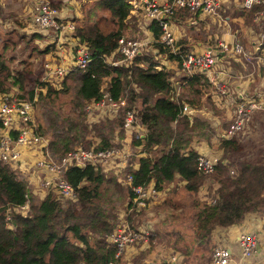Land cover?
Here are the masks:
<instances>
[{"label":"trees","instance_id":"16d2710c","mask_svg":"<svg viewBox=\"0 0 264 264\" xmlns=\"http://www.w3.org/2000/svg\"><path fill=\"white\" fill-rule=\"evenodd\" d=\"M96 6L107 11L111 18L112 27L108 31H101L96 23L79 26L71 19L75 28L70 36H78L76 41L85 42L90 52L91 60L86 68L72 69L60 76L59 80L62 82L59 89L47 80H44L43 87L39 86L38 101L46 104L45 112L50 109L54 111L48 130L57 128L55 124L59 120L62 131V137L51 135L48 148L55 151L63 144L64 150L60 151L62 153L76 144L83 143L85 147L90 145L84 135V122L80 120L77 125L73 122L69 126L70 114L61 119L58 117L66 107L53 105L57 92H67L63 80L71 79L75 82L69 101L71 108H68L71 111L84 101L100 99V87L113 99L123 98V108L133 109L144 128L143 136L136 137L132 143L141 145L140 150L145 153L138 158V167L128 170L133 176L132 184L152 183L155 190L161 191L168 184L181 182L182 189L187 194L201 193L200 199L194 197L189 202L193 209L189 226L190 243L199 250L210 252L213 247L210 232L213 228L238 224L246 213L264 214V165L256 163L263 152L264 140L246 141L253 134H242L243 130L238 131L228 139H221L219 148L222 149V156L217 159L213 172L203 174L197 171L198 153L193 145L201 140H209L214 126L213 120L216 121L222 115L219 114V108H214L215 105L212 104V90H209L208 96L200 97L199 85L204 83L201 77H194L195 73L187 78L179 70V54L191 50L189 42L186 38L177 41L175 47L178 48L175 52L171 49H158L166 58L175 60V69L162 63L158 65L152 56L145 60L144 67V62L137 59L126 67L108 65L105 56L116 47V39L120 35L128 4L126 0H96ZM257 9L252 7L238 12L243 19V25L252 24L251 17ZM208 20L204 16L198 22L205 28L209 26ZM211 28L210 32L214 33L218 32L219 26ZM150 30L157 38L159 30L156 23L150 25ZM4 47L5 45L1 49ZM47 50V45L42 49H34L36 54H44ZM29 61H22V65H26L20 69L15 68L14 72L10 70L8 59L0 52V94L10 91L14 86L23 88V73L27 72L25 69L30 66ZM157 65L159 69L156 68ZM184 79H192V96L203 103L207 110L205 114L191 117L181 115V100L194 104V99L181 93L178 94V100L170 98L176 88L174 82L180 83ZM101 81L107 83L103 85ZM209 109L212 112H208ZM258 111L253 113V119L250 120V123L253 122L252 129H256L258 123L263 124L256 118ZM119 124L120 117H116L96 126L99 138L103 133L107 136L103 141L101 139L96 148L109 146L108 140L112 139ZM73 125L75 127L71 128ZM153 146H157V150H153ZM154 151L159 153L155 156ZM230 171L232 174H229ZM64 177L75 187L74 200L59 199L50 193L40 198L26 188V184L16 177L8 165L0 162V264H148L144 262V256L150 252L149 248L123 260L121 256L114 258V245L104 240L116 226L113 200L129 205L132 196L130 188L121 183L114 174L94 170L90 165L83 168L67 167ZM26 194L29 195L26 214L22 216L13 213V229L7 228L3 219L4 210L7 206L21 204ZM160 206L156 205V209ZM154 225L148 247L153 246L155 240L164 242L170 251H179L188 261L185 247L177 243V240L181 242L185 239L178 228L164 230ZM202 257L193 258L199 261Z\"/></svg>","mask_w":264,"mask_h":264},{"label":"built area","instance_id":"2783aa9c","mask_svg":"<svg viewBox=\"0 0 264 264\" xmlns=\"http://www.w3.org/2000/svg\"><path fill=\"white\" fill-rule=\"evenodd\" d=\"M220 3L221 0H127V4L133 13L136 10L142 12L141 18L146 24L152 20L156 22L159 30L158 38L154 39L156 53H160L159 48L171 49L173 52L178 48L175 47L174 31L171 30L173 29V21L177 17L184 18V21L190 26L196 25L204 16H207L209 21L215 18L219 19V11H222ZM240 5L243 9L258 8L251 18V21L260 28L254 33L253 48L258 54L257 58L261 60L264 66V0H241ZM64 12V7L56 8L49 0H37L34 11L30 13L29 21L35 29H49L57 36L61 35L64 41L73 33L75 28V24L65 17ZM146 43L145 40L138 37H129L127 34L121 35L117 38L115 49L105 59V62L111 66L122 63L130 64L135 57L144 52L151 54V52L144 50ZM71 50L73 55L71 54L69 62L64 60L54 62L53 59H46L42 64L44 73L40 79L48 80L52 76L65 75L73 68H85L91 60L87 44L76 41ZM116 54L119 55V58L113 59V55ZM227 57L236 60L240 57L248 58L238 40L228 43L222 39L208 36L199 45L197 51L191 49L179 54V70L187 78L195 73L203 74L207 84L213 88L217 96L227 99L230 98L228 69L216 67ZM158 65L160 64L158 63ZM158 65L156 68L159 69ZM185 80L180 83L174 82L176 88L170 97L171 99L178 100V94L181 93ZM100 90L102 92L101 98L90 100L85 108L99 110L107 108L109 116L120 117V124L114 130L110 140L112 144L107 147L96 148V146H91V141L86 138L90 142L88 147L76 144L61 155L53 153L54 151L48 148L49 135H40L37 132V126L33 122V99L35 100V95L30 100L19 93L6 92L0 94V162L8 165L29 186L39 188L43 192L51 191L59 199L72 200L76 197V191L75 187L71 186L64 177L67 167L83 168L90 165L94 170L109 173L125 166L126 168L120 173L121 182L132 191L127 212L139 213L144 210L143 208L149 202L156 199L158 193L163 191L155 190L152 183L132 184L133 176L128 172L129 169L135 170L138 167V158L145 154L140 150L141 145L132 144L136 137L143 136L144 128L140 125L139 118L133 109L123 108V98L113 99L103 87ZM180 103L181 115L191 117L200 112L199 109L183 100ZM229 105L233 115L227 121L225 120L226 122L220 126L219 130L215 127L217 124L214 126L212 135L214 142L218 143L221 142V139H228L238 131L248 127L253 113L263 109L264 103L258 102L246 94L238 93L233 104ZM217 131H219L218 134ZM130 148L133 150L129 152ZM152 148L157 150V146ZM131 152L132 156L130 157ZM217 159L219 156L210 149L208 153L198 152L196 170L203 174L213 172ZM128 160H130L129 163ZM108 169L111 170L107 171ZM229 174L232 172L230 171ZM24 198L22 204L14 205L10 209L8 206L6 207L4 220L7 228L13 229L10 210L25 215L28 199L26 195ZM150 235L151 231L147 226L135 228L128 223H122L117 224L105 238L109 244L114 245V258H118L128 247L143 249L148 244ZM256 241L257 237L252 233L237 234L236 242L241 258L248 259L251 257ZM230 261L229 249L216 245L210 253L208 264H229ZM108 264L115 263L108 262ZM152 264H181V257L178 252L172 251L167 257Z\"/></svg>","mask_w":264,"mask_h":264},{"label":"rangeland","instance_id":"374dc122","mask_svg":"<svg viewBox=\"0 0 264 264\" xmlns=\"http://www.w3.org/2000/svg\"><path fill=\"white\" fill-rule=\"evenodd\" d=\"M51 2V4L53 6H55L56 8H62L65 6L66 3H69L72 7V10H74V14H76V12H78L79 17L78 18H73V20L75 21L76 25L79 26H83L84 24H93L96 23V25L98 26V28L105 32L108 31L111 27H112V22H111V18L108 14L107 11L99 8L96 6V0H73V1H68V0H49ZM17 7V2L16 0H5V11L9 10L11 12L14 13H19V10H16L15 8ZM22 7V5L20 6V8ZM65 12H68V9L66 8ZM0 13H2L0 11ZM136 15H142V12L140 10H136L134 12ZM23 13H19V15H22ZM68 14L71 16V14L68 12ZM11 19H13L14 17L10 16ZM21 17V16H19ZM29 17L24 18L26 19L25 23H21L19 24L18 22H16L14 19V21L17 24H6L3 25L2 23L0 24V27L2 29V32H0V52H2V55L4 58H7L10 64V70L15 72V68H23L26 64L22 65V61L24 63L27 62V60H30L28 63L30 64V66L28 68H26L25 70L27 72L23 73V88L19 89V87L14 86L13 88L10 89L9 92H14V93H19V94H23L25 97L29 98L30 100L33 99V96L35 95V100L33 99V122L34 125L37 126V132L40 135H58L62 137V131L60 130V126H59V120L56 121L55 124V129H51L48 130V126L51 125L53 117H54V111L53 109H50L49 111L45 110L47 109V107L45 106V103H40L38 101V95H39V86L43 87L42 84L44 81V79H40V77L43 75L44 71L42 68V63L46 60V59H50L52 57H57L58 55L64 54V48L63 46L61 47V49H58L56 52H58L57 54H55L54 52H52L53 47L48 46L49 50L47 52V54H36L34 49L35 47L37 48H44L47 44H50V38L47 34H45V36L40 35L39 32H34L31 33L32 31H34L33 28H31L27 23ZM230 22V21H229ZM228 22V24H229ZM20 25V26H19ZM20 27L22 29H20ZM129 27H130V23L127 21L126 23V29L129 32ZM229 27H231V25L229 24ZM6 32H8V34H6ZM31 36V37H29ZM42 37V38H41ZM60 37L62 38V36L60 35ZM241 40L244 41L241 37ZM244 43V42H243ZM5 45L4 49L2 50V46ZM244 45L247 47L246 50H248L250 52L249 49V44L244 43ZM71 47H68V50H70V52L67 54H72L73 52L71 50ZM246 53V52H245ZM250 58L251 62L249 65L250 71L253 73V70L256 68L255 65V61L254 58H252L251 55H249L248 53H246ZM151 56L153 57L154 54H149L148 52H144L141 55H138L136 58L137 60H141L143 61V67L145 64V60ZM117 59V58H115ZM133 59V60H134ZM52 60V59H51ZM56 62L59 61H63V59H57L55 60ZM246 61H249V58L246 59ZM22 65V66H21ZM129 63H122L121 65H117L118 67H126L129 66ZM220 66H225V65H221L219 64L218 67ZM244 67L241 68H236L235 72L237 74H240L238 72H241ZM263 71H264V66L262 67ZM246 72V70H244ZM248 72V73H249ZM247 73V74H248ZM231 74V72H230ZM233 74V72H232ZM242 75V74H240ZM243 76V75H242ZM232 77V75H231ZM60 76L59 77H50L48 78L47 81L51 82L52 84H54V86L59 89L60 85H61V80ZM64 81V86L67 89L66 93H59L57 92L54 101H53V105L55 107L57 106H61L62 108L66 107V110H64L61 114H59V119H61L62 117L70 114L71 115V121L69 123V126H71L73 124V122L75 123V125H77V123L82 120L84 122V129H85V137L91 141V146H97L99 143H101V139L102 141L104 139L107 138L106 134L103 133V136L101 138H99L97 136L98 131L96 127L97 125H101V123L103 122H108L110 121L112 118L108 115L107 112V108H104L102 110L96 109V108H92V109H86L85 106L86 104L89 103V101H84L81 105H78L77 107H75V110L71 111L68 108H71L69 101L71 100L72 97V92H73V88L75 85V82L72 81L71 79L67 80H63ZM235 81H239V80H235ZM107 83L106 81H101V84H105ZM242 90V89H240ZM244 90L247 91L246 94H250V95H254L255 93L261 92L262 90H264V79L263 77H259V78H255L254 80H249L247 79V81L244 84ZM207 94L210 93V91L208 89H206L205 91ZM212 96H214V92H212ZM228 93L231 95H234L237 93V91H231L228 88ZM31 94V95H30ZM245 95V93H244ZM188 98H193L194 99V104H196L198 101L195 97H193L191 94L190 95H186ZM249 96V95H248ZM251 97V96H250ZM253 98L259 102V94L253 96ZM223 100V97H222ZM218 101H220V99H218ZM262 108H264V105H262ZM221 114L222 117L218 118V123L215 126L218 130L220 129V126H222L227 119H229L230 117H232L233 115V111L227 110L225 108H223L222 106L218 109ZM43 112H45L43 114ZM81 116V118L79 116ZM259 115V114H257ZM253 119V118H252ZM255 119V118H254ZM259 119L261 120L262 123H258V127L256 129H252L250 127L251 123L249 124L248 127H246L243 131L242 134H247V133H252L253 137L252 138H248L245 139L246 141H255L257 142L259 139H261L262 141L264 140V111L262 112V115L259 116ZM226 120V121H225ZM75 125H73L71 128H74ZM43 130V132L41 131ZM219 133V131H217V134ZM131 140V139H130ZM109 145L112 144L111 141H109ZM82 145H84L83 143H81ZM205 143L202 144L201 147L204 146ZM262 145V143L260 144V146ZM209 147L214 150L215 148L218 150L217 151V156H222V150H220V148L217 145V142L212 143L211 145H209ZM141 148V147H140ZM264 148V145H262V149ZM153 150H155L154 148H152ZM64 150V145H60L58 146V148L53 152V153H57ZM133 149H129V152L132 151ZM136 150V149H135ZM159 153V151H154L155 156ZM58 155H61L60 153H57ZM130 157L132 156V152L129 154ZM247 158V155L245 156V159ZM253 156H251L250 159H252ZM258 158V157H257ZM256 158V159H257ZM130 160H128L129 163ZM257 164L260 165H264V149L263 152L260 154L259 158L256 160ZM125 166L120 167V169H117V171H119L117 174L121 177V174L123 172V169H125ZM111 169H108L107 171H109ZM112 173V172H110ZM113 174V173H112ZM116 176V175H115ZM19 178V177H17ZM29 191H31V188L28 187ZM48 193V191L46 192ZM29 196V195H28ZM36 196V195H35ZM197 197L198 199H200L201 197V193H196V195H192V194H187L186 192L183 191L182 189V183L181 182H177L174 184H168L164 190L161 193H158V196L156 197V199L154 201L149 202L143 209V211H141L138 217L135 218L134 221H132V225L133 227H143V226H147L149 227L152 223H154V226H158L161 229L164 230H169L171 227H177L178 230L180 231V233L185 237V239H183L181 242L179 240H177V243L182 245L185 247V250L188 252L190 249L192 248H197L199 249L196 245L193 246L190 243V229L189 226L191 225V212H192V208L189 205V202L192 200V198ZM164 202V203H163ZM163 203V204H162ZM126 205L125 202H120L118 200H113V211L116 213H120L123 209L124 206ZM156 205H161L159 208L156 209ZM176 207H178L176 209ZM251 213V212H250ZM146 216L147 219L144 222H142V217ZM139 220V221H138ZM143 223V224H142ZM168 244V241L166 242ZM149 248L150 252L144 256L145 257V261L148 264H152L159 258H161L159 255H157V252H161V251H167V247L166 244L164 242H160L158 240L154 241V245L151 247H147ZM137 248L131 249V252H134V250H136ZM183 249V251H185ZM169 251V250H168ZM167 251V252H168ZM175 251V250H174ZM178 253H180L179 251H176ZM181 254V253H180ZM184 255V254H182ZM181 255V257L184 259L185 257H183ZM134 255H131L130 257H132ZM128 257V258H130ZM160 260V259H159Z\"/></svg>","mask_w":264,"mask_h":264},{"label":"crops","instance_id":"0c3cea01","mask_svg":"<svg viewBox=\"0 0 264 264\" xmlns=\"http://www.w3.org/2000/svg\"><path fill=\"white\" fill-rule=\"evenodd\" d=\"M68 1H73V0H68ZM240 1L241 0H221L220 7H221L222 11L221 12L219 11V14H220L219 19L215 18L212 21L208 20V25H209L208 27L204 28L202 26V24L197 22L196 27L193 28V26H190L189 24H187L184 21V18L177 17L173 21V24H172L173 29H171L174 31L176 43H177V41L179 42L182 39L186 38L187 41L189 42L190 48L193 51H197L199 45H201V43L204 42L206 40V38L209 36L210 38L215 37L218 39H222L228 43H232L234 40H238L242 46L244 53L246 52L249 55H251L252 58H254L256 68L253 70V73L249 72L250 71L249 65L251 62V60H250L251 57H249L246 53L245 54L248 56L249 61H246L247 58H245V57H240L237 60L235 58H232V57H227V58H224V60H222V62L220 63L221 65H225L223 67L220 66L221 68L228 69L229 89L233 92L237 91V93L234 95L229 94L230 98H227V99L224 98L222 100V97L217 96V94L215 93L213 88L207 84V80L203 74H195L194 75V77L197 75L200 76L201 79L204 81L203 84L199 85V88H201L200 89V97L204 98L210 94V93L207 94L205 92L206 89L212 90V92H214V96H212V104L215 105L214 108H216V107L220 108L222 106L223 108L230 110V111H231V106L229 104H233L237 94L238 93H242V94L247 93V91L244 90V84L247 81V79L254 80L255 78H259V77H263V79H264V71L262 68L263 64H262L261 60L257 58L258 54L256 53L255 49L253 48V43L255 42L254 33L256 31H259L260 28L255 23H252L249 25H243V19L238 14V12L241 9H243L240 5ZM16 2H17V7L15 9L19 10V13H23L22 15H19V13L11 12L9 10L5 11V9H4L5 8V0H0V11L2 12V13H0V24L1 23L3 25L12 24V23L17 24L16 22L21 24V23L26 22V19H24V18L29 17L27 20V23H26V24H28V21L30 19V13H32L34 11L35 5L37 4V0H16ZM21 5H22V7L20 8ZM66 8L68 9V12L71 14V16H70L68 14V12H64V15L67 19H73V18L79 17L78 12H76V14H74L75 9L72 10V7L69 3L65 4V10H66ZM234 12H236V14L233 16ZM10 16L14 17L13 19L16 22L13 19H11ZM19 16H21V17H19ZM141 17H142V15L139 16V15H136L135 13H133L131 11L130 6L128 5L127 14L122 21L120 30H122V32L124 34H127L129 37H138V38L145 40L147 43L144 47V50L151 52V54H154L153 58L156 59V62H158L159 64H161V63L165 64L167 67H170L171 69H175V64H174L175 60L174 59H168V58H166V56L163 53H156L155 52V46H154L155 40L152 37V34H151L150 30L148 29V27H146L144 29V31H142V28H144V25L146 23L141 19ZM127 21L130 23L129 32L126 29ZM228 22L231 25V27H229ZM215 26H219V28H217L218 32L217 31L214 33L210 32V30L212 29L211 27H215ZM220 26H222V28H220ZM20 29H22V28L20 27ZM39 33L42 36H45V34H47L49 36L50 44H47V46L53 47L52 52H54L55 54L58 53L56 51L58 49H61L62 46L65 49L64 54L58 55L56 58L52 57L50 59H53L54 62L57 59H63L65 62L70 61L71 54H67V52L68 53L70 52V50H68V47L72 48L73 43L76 42L77 39H79L78 36H76V37L69 36L68 38L64 39V41H63V38H61L60 35L57 36V34H55L52 31L47 33V32H42V30H41V32H39ZM198 33H200V34H198ZM241 37L244 41L241 40ZM243 42L246 44H249L250 52L248 50H246L247 47L244 45ZM47 52H48V50L44 54H47ZM220 56H222V55L220 54ZM216 67L218 68V66H216ZM241 67H244V68L241 69L242 71L238 72V73L242 74L243 76L240 74H237L235 72L236 68H241ZM244 70H246V72ZM230 72H231V74H230ZM232 72H233V74H232ZM231 75H232V77H231ZM194 77L192 79H194ZM192 79L190 81L185 80V84L181 88V94L183 96L190 95V94L192 95L194 93L193 88L190 85V82L192 81ZM235 80H239V81H235ZM240 89H242V90H240ZM258 94H259V102L264 103V90H262L261 92L255 93L254 95H250V94H246V95L253 97V96L258 95ZM218 99H220V101H218ZM190 105L193 107H196L197 109L200 110V112L196 115L205 114V112L207 111L204 109L205 107H204L203 103L201 104V102H197L196 104H190ZM263 111H264V109L259 110L256 113V118L258 120H259V116L262 115ZM208 112H212L211 109H209ZM219 114H221V112ZM257 114H259V115H257ZM196 115H194V116H196ZM217 123H218V119L216 121L213 120L212 125L215 126ZM249 123H250V120H249ZM251 123H253V122L251 121ZM214 126L212 128L211 137L209 138V140H201L198 143L193 145V146H196L197 153L198 152L208 153L209 149L212 150L209 147V145L214 143V140L212 138ZM248 126H249V124H248ZM250 127H251V125H250ZM203 143H205V144L203 147H201ZM220 143L221 142L217 143L218 147H219ZM220 150H222V149L220 148ZM212 151H215L217 153L218 150L215 148ZM119 171L112 170V173L114 175H116L118 180L121 181V177L117 174ZM32 193L34 195L40 197V198L45 195V194H43V192L40 189L34 188V187H32ZM125 206H124V209L120 213L115 212L116 225L122 224V223H128V224L131 223L132 224V221H134L135 218L139 216V214L136 216L130 215L128 212L125 211ZM144 219H147V217L143 216L142 222ZM153 224L154 223H152V225ZM239 233H252L257 237V241H256L255 246H254V252L251 255V257L248 259H243L240 257L238 244L236 242V236ZM210 238H211V242L213 243L212 244L213 247L216 245H220L223 247H227L229 249L230 258H231V261L229 262V264H264V214L246 213L242 217L241 221L238 224L231 225L228 227H215V228H213L210 232ZM104 240L106 241V238H104ZM106 242L109 244L108 241H106ZM147 247H148V244L143 249H141V250L136 249V250H134V252L130 251L131 249H134V248L128 247L125 250V252L122 254L121 259L128 260L129 259L128 257H130L131 255L135 256V255L139 254L142 250H144ZM168 250L169 249H167V251ZM167 251L157 252L156 254L161 257V258H159L161 260L164 257H167L172 252L170 250L168 252ZM187 253H188V261H186L185 255L183 256L182 254L179 253L180 257H181V255L183 257H185L184 259L181 257V264H202V263L206 264V263H208V261L210 259L211 251L206 252L203 250H199L197 248H192ZM202 255H203V257H202ZM194 256H201L202 259H200L199 261H196V259L193 258ZM159 259L154 260V261H158ZM144 262H146V261L144 260ZM197 262H200V263H197Z\"/></svg>","mask_w":264,"mask_h":264},{"label":"clouds","instance_id":"9594fccd","mask_svg":"<svg viewBox=\"0 0 264 264\" xmlns=\"http://www.w3.org/2000/svg\"><path fill=\"white\" fill-rule=\"evenodd\" d=\"M126 3H127V0H126ZM64 8H65V6H64ZM251 8H252V7H251ZM251 8H249V9H251ZM247 10H248V9H247ZM256 11H257V10H256ZM251 18H252V17H251ZM141 19H142V18H141ZM69 20H71V19H69ZM152 23H156V22L152 20L150 23L145 24V25H144V29H145L146 27H148V29L150 30V25H151ZM252 23H253V22H252ZM28 25H29L31 28L34 29V31H32L33 33H34V32H41V30H42V32H47V33L51 31V30H49V29H39V30H37V29H35V28L32 26V24H31L30 21H28ZM32 32H31V33H32ZM52 32H53V31H52ZM150 32L152 33L153 38L156 39V37L154 36L153 31L150 30ZM256 32H257V31H256ZM121 35H124V33L122 32V30H120V35H119V36H121ZM119 36H118V37H119ZM118 37H117V38H118ZM157 38H158V37H157ZM116 41H117V39H116ZM114 49H115V48H114ZM112 52H113V51H112ZM112 52H111V53H112ZM111 53H110V54H111ZM110 54H109V55H110ZM109 55H108V56H109ZM108 56H105V59H106ZM115 58H119V55L116 54V57H115V55H113V59H115ZM42 64H43V63H42ZM85 68H86V67H85ZM73 69H74V68H73ZM75 69H77V68H75ZM83 69H84V68H83ZM83 69H81V70H83ZM68 72H69V71H68ZM100 88H102V87H100ZM8 92H9V91H8ZM30 95H31V94H30ZM263 109H264V108H263ZM51 135H52V134L49 135V141L51 140ZM48 143H49V142H48ZM50 150L54 151L52 148H51ZM57 153H60V152H57ZM62 153H63V152H62ZM60 154H61V153H60ZM15 175H16V174H15ZM16 177H19V176L16 175ZM19 179H21V180L26 184V188L30 187V188H31V191H32V187H33V186H29V185L26 183V181H25L22 177H21V178L19 177ZM34 188H35V187H34ZM38 189H39V188H38ZM41 191H42V190H41ZM42 192H43V191H42ZM46 192H47V191H44L43 194L46 195V194L50 193L52 196L54 195L53 193H51V191H48V193H46ZM45 195H44V196H45ZM54 196H55V195H54ZM26 197H27V199L29 198V196H28L27 194H26ZM24 199H25V198H24ZM23 202H24V201H23ZM23 202H22V203H23ZM22 203H21V204H22ZM127 207H128V205L125 206V211H126V212H127ZM10 208H11V207H9V209H10ZM27 209H28V208H27ZM26 212H27V211H26ZM9 213H10V215H11L12 217H13V215H12L13 213L18 214L17 212H14V211H12V210H10ZM139 213H140V212H139ZM139 213H136V214H139ZM25 214H26V213H25ZM129 214H132V213H129ZM19 215H21V214H19ZM4 216H5V210H4V213H3V219H4ZM22 216H24V215H22ZM145 221H146V220H144V222H145ZM129 225H130V224H129ZM138 225H139V224H138ZM138 225H137V226H138ZM116 226H117V225H116ZM116 226H115V227H116ZM130 226H131V225H130ZM131 227H132V226H131ZM135 228H136V227H135ZM113 229H114V228H113ZM113 229H112V230H113ZM149 229H150V231L152 230V224L149 226ZM150 236H152V232H151V235H150ZM148 240H149V239H148ZM212 249H213V248H212ZM211 251H212V250H211ZM173 252H175V251H173Z\"/></svg>","mask_w":264,"mask_h":264}]
</instances>
